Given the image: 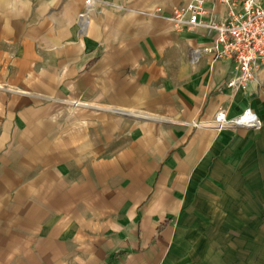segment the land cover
Wrapping results in <instances>:
<instances>
[{
	"label": "crops",
	"instance_id": "obj_1",
	"mask_svg": "<svg viewBox=\"0 0 264 264\" xmlns=\"http://www.w3.org/2000/svg\"><path fill=\"white\" fill-rule=\"evenodd\" d=\"M188 1L0 0V264H163L193 157L255 165L262 86L227 87L231 60L203 51L214 32L172 26ZM246 107L257 129L181 127Z\"/></svg>",
	"mask_w": 264,
	"mask_h": 264
},
{
	"label": "rangeland",
	"instance_id": "obj_2",
	"mask_svg": "<svg viewBox=\"0 0 264 264\" xmlns=\"http://www.w3.org/2000/svg\"><path fill=\"white\" fill-rule=\"evenodd\" d=\"M81 12H86L88 21L86 9ZM262 70L256 83L262 87L250 99L264 100ZM215 115L210 123L197 120L195 125L189 122L192 125L183 123L181 127L196 130L211 125ZM203 153L193 157L186 184L176 188L177 209L171 217L169 249L163 264H264V149L257 150L255 165L243 166V171L238 165L242 159L233 157L232 151L225 157L220 152L206 156L208 148ZM204 158L207 161L199 173ZM176 161L172 156L164 163L156 186L170 177ZM213 168L217 172L214 184H200L203 179L211 183Z\"/></svg>",
	"mask_w": 264,
	"mask_h": 264
},
{
	"label": "built area",
	"instance_id": "obj_3",
	"mask_svg": "<svg viewBox=\"0 0 264 264\" xmlns=\"http://www.w3.org/2000/svg\"><path fill=\"white\" fill-rule=\"evenodd\" d=\"M207 1L209 0H189L176 6L168 20L176 30L204 27L214 32L212 42L204 46L203 51L210 53L212 60H231V73L225 82L227 87L244 89L250 83H258V75L264 68V0H217L225 10L223 18L218 21L209 16L205 8ZM85 3L90 4V0H85ZM86 23V12H80L81 29ZM198 55L199 50H194L192 59L196 60ZM209 126L216 131L231 128L256 129L260 126V120L249 107L232 117L220 110Z\"/></svg>",
	"mask_w": 264,
	"mask_h": 264
},
{
	"label": "bare ground",
	"instance_id": "obj_4",
	"mask_svg": "<svg viewBox=\"0 0 264 264\" xmlns=\"http://www.w3.org/2000/svg\"><path fill=\"white\" fill-rule=\"evenodd\" d=\"M113 100V99H112ZM109 102V101H108ZM80 104V103H79ZM81 105V104H80ZM193 124L195 125V123L193 122ZM136 177V176H135Z\"/></svg>",
	"mask_w": 264,
	"mask_h": 264
},
{
	"label": "trees",
	"instance_id": "obj_5",
	"mask_svg": "<svg viewBox=\"0 0 264 264\" xmlns=\"http://www.w3.org/2000/svg\"><path fill=\"white\" fill-rule=\"evenodd\" d=\"M121 254H123V253H121Z\"/></svg>",
	"mask_w": 264,
	"mask_h": 264
}]
</instances>
